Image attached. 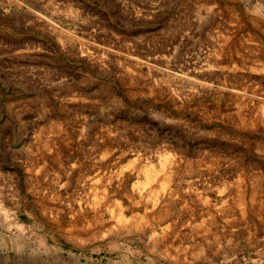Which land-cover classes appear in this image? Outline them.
Segmentation results:
<instances>
[{
    "label": "rangeland",
    "instance_id": "obj_1",
    "mask_svg": "<svg viewBox=\"0 0 264 264\" xmlns=\"http://www.w3.org/2000/svg\"><path fill=\"white\" fill-rule=\"evenodd\" d=\"M73 1L0 33V264H264V0Z\"/></svg>",
    "mask_w": 264,
    "mask_h": 264
},
{
    "label": "crops",
    "instance_id": "obj_2",
    "mask_svg": "<svg viewBox=\"0 0 264 264\" xmlns=\"http://www.w3.org/2000/svg\"><path fill=\"white\" fill-rule=\"evenodd\" d=\"M102 1L104 4L105 0ZM26 0H0V33L1 32H21L22 40L18 42L17 47L14 52L18 53V57L23 59L25 58L27 45L25 43V33L26 32H58L59 20L62 21L61 17H57L58 5L65 6L66 8V16H72V10L74 6L73 0H32V3L36 5L37 3H45L49 4L51 15L49 24L42 27L41 21L43 15L38 13V10L35 9L34 13H25L22 11V7L25 4ZM90 2V1H89ZM91 3H94L91 1ZM70 13L69 15L67 13ZM55 15V16H53ZM30 21H39L38 24H31Z\"/></svg>",
    "mask_w": 264,
    "mask_h": 264
}]
</instances>
